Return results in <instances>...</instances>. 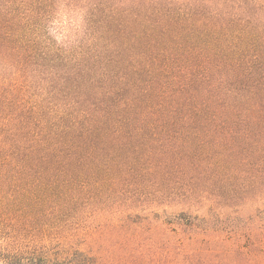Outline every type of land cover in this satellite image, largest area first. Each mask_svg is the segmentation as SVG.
Segmentation results:
<instances>
[{
	"label": "trees",
	"instance_id": "trees-1",
	"mask_svg": "<svg viewBox=\"0 0 264 264\" xmlns=\"http://www.w3.org/2000/svg\"><path fill=\"white\" fill-rule=\"evenodd\" d=\"M66 2L72 55L43 38L59 0H0V219L39 235L0 264H264L262 58L199 56L204 0Z\"/></svg>",
	"mask_w": 264,
	"mask_h": 264
},
{
	"label": "rangeland",
	"instance_id": "rangeland-1",
	"mask_svg": "<svg viewBox=\"0 0 264 264\" xmlns=\"http://www.w3.org/2000/svg\"><path fill=\"white\" fill-rule=\"evenodd\" d=\"M249 10L252 13L257 11L253 19L245 20L243 18L238 22L228 23L221 16L213 17L209 15L208 9L204 7L200 11V20L197 23L202 30L201 36L198 38V42L201 43V48L197 52L199 56L213 55L210 57L217 59L232 57L240 60H254L255 57L259 56L264 62V9L255 7L249 8ZM240 16L245 15L239 12L236 17ZM170 28L174 30L175 27ZM189 40L192 39L189 38ZM260 71L264 72V67ZM188 160L189 157L186 158V166ZM246 196L250 197L247 194ZM242 198L245 199L244 196ZM193 202L199 207L202 201L196 199ZM257 205L263 206V202H255V199H253V201L242 207V213H251ZM214 207H217V204H214ZM152 208L155 211H161L166 208V205H156ZM170 208H173V206ZM25 221L22 218L0 219V253L23 252L30 248L39 247L36 245L39 238L37 229L32 231L31 236V233L26 232L27 224ZM31 240L34 242H31Z\"/></svg>",
	"mask_w": 264,
	"mask_h": 264
},
{
	"label": "clouds",
	"instance_id": "clouds-1",
	"mask_svg": "<svg viewBox=\"0 0 264 264\" xmlns=\"http://www.w3.org/2000/svg\"><path fill=\"white\" fill-rule=\"evenodd\" d=\"M209 15L213 17L238 14V9L225 5L223 0H204ZM264 3V0H261ZM89 7L85 4H70L66 0H59L55 18L44 26V41L53 51H61L65 55L77 53L82 45L92 43V38L87 37L82 27V22L89 14ZM69 18L75 23H69Z\"/></svg>",
	"mask_w": 264,
	"mask_h": 264
}]
</instances>
